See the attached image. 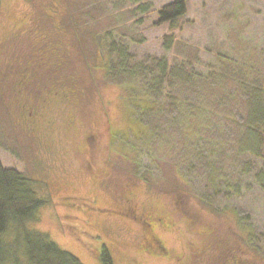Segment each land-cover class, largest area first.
I'll use <instances>...</instances> for the list:
<instances>
[{
	"label": "rangeland",
	"instance_id": "374dc122",
	"mask_svg": "<svg viewBox=\"0 0 264 264\" xmlns=\"http://www.w3.org/2000/svg\"><path fill=\"white\" fill-rule=\"evenodd\" d=\"M171 1L0 0L2 165L34 181L46 201L29 228L82 264H101V247L112 264H185L190 250L202 252L204 264H264L259 192L242 195L246 207L234 202L245 224L231 208L205 206L198 193L207 176L186 141L202 134V113H247L238 84L264 88V0H187L183 18L153 27L155 11ZM140 4L147 15L135 10ZM109 37L126 51L123 65L109 53ZM147 61L203 77V86L201 78L184 85L187 92L171 90L198 107L189 119L169 110L140 117L134 102L146 89L107 76L112 62L119 74ZM28 113L34 131L22 124ZM230 131L228 142L235 126ZM233 154L228 147L216 158L231 179L245 163ZM188 167L198 171L196 186ZM122 203L134 205L135 218L121 215ZM147 216L168 256L145 241ZM248 231L259 235V250L246 243Z\"/></svg>",
	"mask_w": 264,
	"mask_h": 264
},
{
	"label": "trees",
	"instance_id": "16d2710c",
	"mask_svg": "<svg viewBox=\"0 0 264 264\" xmlns=\"http://www.w3.org/2000/svg\"><path fill=\"white\" fill-rule=\"evenodd\" d=\"M186 2L187 0H172L158 8L155 11L157 20L152 26L158 27L163 24L171 26L176 20L183 18L187 10ZM135 10L143 16L148 14L149 7L140 4ZM168 38L171 40L173 36H164L163 41L166 42ZM107 42H110L109 53L117 55L120 64L123 65L127 59L126 51L115 48L110 37ZM112 63L107 69L109 71L107 76H129L135 83L141 84L140 86L146 89L148 95H140L134 102L135 112H139L140 117L151 113L162 114L169 110V112L183 114L186 121L198 109L192 104V99L174 97L171 90L173 87H178L180 91L187 92L184 85L194 84V79L201 78L203 86L204 80L200 75L191 74L188 70L184 73L178 67L169 71L162 61H156L155 64L153 61H147L140 67L134 66L135 69L131 70L123 67L118 74L115 73L117 67ZM146 63H151V67ZM139 70L142 71V76L138 78L135 73ZM161 82L164 87L159 89L158 85ZM250 85L252 84L237 86L238 92H241L243 88L246 89L243 95H246L248 99L245 102L247 113H226V111L222 114L212 113L211 110L208 111L210 113H202V129L207 130L206 133L204 130L202 134L194 131L186 140L191 153L189 157L192 156L195 159L197 168H202V176H207L204 181L202 180V183L205 182L201 186L202 192L198 193L202 203L218 212L231 208L242 224L247 223L248 218L241 216L240 207L238 210L234 202H240L242 207H246L248 202L243 198L246 194L259 192L261 208L264 212V92L261 90L264 88L253 84L252 86L256 87L253 90L254 93H251L247 87ZM161 99L166 103L165 108L160 106ZM217 104L220 103L217 101ZM234 126L235 137L228 142L231 139L229 132ZM153 132L156 133V131ZM228 147L231 153H234L233 162L237 161V158H245V163L239 167L233 179L231 174L225 173L222 163L216 162V158L226 154ZM188 169L190 172L188 183L192 186L198 185L200 183L196 176L198 171L196 172L193 167ZM34 185V181L16 169L4 167L0 159V264H82L73 255L58 248L48 234L29 228L30 224L38 221V212L46 204L43 197L36 192ZM248 229L250 230L249 227ZM259 239V235L249 231L245 238L246 243L256 250H259ZM98 257L101 264H112V259L105 247H101Z\"/></svg>",
	"mask_w": 264,
	"mask_h": 264
},
{
	"label": "flooded vegetation",
	"instance_id": "af4514ba",
	"mask_svg": "<svg viewBox=\"0 0 264 264\" xmlns=\"http://www.w3.org/2000/svg\"><path fill=\"white\" fill-rule=\"evenodd\" d=\"M35 118H36L35 113L33 115L31 113H28L26 114L25 117L22 118V124L25 125L29 131H34V127L38 126L37 125L38 121L35 120ZM127 208H130V211L127 210ZM117 209L121 213V215H125L127 212L128 214H131L134 218L136 217V215L134 214V211H135L134 205H131L128 207V204L123 206V203H122L120 206L117 207ZM143 219L145 223V228L142 234H143L145 241L149 244L151 249L153 247L154 249H156V250L154 249L152 250L156 252H162L161 256H168L167 252H165L164 250V246L162 245L160 239H158L156 233H154V228L150 224V217L147 216L146 218H143ZM203 256L204 255L202 252H196V251L190 250L188 254L187 263L185 264H204ZM231 264H237V263L235 261H231Z\"/></svg>",
	"mask_w": 264,
	"mask_h": 264
}]
</instances>
